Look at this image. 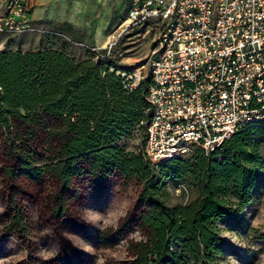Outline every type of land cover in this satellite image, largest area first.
Listing matches in <instances>:
<instances>
[{"label": "trees", "instance_id": "1", "mask_svg": "<svg viewBox=\"0 0 264 264\" xmlns=\"http://www.w3.org/2000/svg\"><path fill=\"white\" fill-rule=\"evenodd\" d=\"M119 69L98 53L76 61L50 48L0 51L3 231L26 234L24 205L38 200L64 224L78 225L71 209L122 169L141 186L120 225L99 244L109 247L123 238L126 264H216L223 251L216 223L251 200L255 170L263 162L252 137L264 138V122L244 126L208 156L196 147L188 158L155 163V172L149 156L117 144L136 125L144 131L149 118L147 79L129 87L131 80ZM218 154L221 161L214 159ZM159 178H190L197 195L168 206ZM231 198L232 207H226ZM130 228L140 239L127 237Z\"/></svg>", "mask_w": 264, "mask_h": 264}, {"label": "built area", "instance_id": "2", "mask_svg": "<svg viewBox=\"0 0 264 264\" xmlns=\"http://www.w3.org/2000/svg\"><path fill=\"white\" fill-rule=\"evenodd\" d=\"M125 1L109 46L121 28L157 31L142 123L156 164L191 146L208 156L244 126L264 122V0ZM33 7L34 0H0V33L55 34L31 19ZM130 80L134 87L141 77Z\"/></svg>", "mask_w": 264, "mask_h": 264}, {"label": "rangeland", "instance_id": "3", "mask_svg": "<svg viewBox=\"0 0 264 264\" xmlns=\"http://www.w3.org/2000/svg\"><path fill=\"white\" fill-rule=\"evenodd\" d=\"M118 1L70 0L55 19L37 21L56 31L55 34L0 33V51L50 48L66 53L76 61L98 53L117 65L128 79H147L157 31L143 25L121 28L111 40L116 42L109 46L106 40L114 28L113 25L102 26L101 20L107 18L103 7L108 5L110 17H120L126 12V1ZM252 141L263 162L255 170L250 202L240 211L233 206L230 216L216 223L223 241V251L216 264H264V138L253 135ZM117 144L125 151L145 155L148 160L144 131L138 125ZM191 149L188 154L178 157H190L195 146ZM214 159L221 161L223 155L218 154ZM152 161L151 168L157 172V165ZM159 179L165 185L168 206L185 204L197 195L190 178L179 183L173 179ZM140 186L137 177L127 176L122 169L115 170L106 185L90 189L85 199L71 209L72 219H77L78 225L64 224L62 217L42 200L29 202L24 205L26 234L16 235L3 231L6 185L0 176V264H126L127 244L123 238H118L109 247L100 245L98 240L113 233L120 225L135 202ZM233 201L231 198L226 207H232ZM127 230V237L140 239L138 231Z\"/></svg>", "mask_w": 264, "mask_h": 264}, {"label": "crops", "instance_id": "4", "mask_svg": "<svg viewBox=\"0 0 264 264\" xmlns=\"http://www.w3.org/2000/svg\"><path fill=\"white\" fill-rule=\"evenodd\" d=\"M100 1L102 0H99V2ZM69 2L70 0H34V7L32 9L31 19L34 21H39L42 20L43 18L49 20L55 19L61 12L64 11L66 5ZM117 2L119 1L117 0ZM103 10L107 14V18L105 19L103 18V20H101L102 26L113 25L112 27L115 28L125 16V12H123L122 15H120V17H118V15L115 17H113L112 15V17H110L109 14L110 12L108 11L110 9L108 5H105L103 7Z\"/></svg>", "mask_w": 264, "mask_h": 264}, {"label": "bare ground", "instance_id": "5", "mask_svg": "<svg viewBox=\"0 0 264 264\" xmlns=\"http://www.w3.org/2000/svg\"><path fill=\"white\" fill-rule=\"evenodd\" d=\"M109 40V37H107V40L106 41H108Z\"/></svg>", "mask_w": 264, "mask_h": 264}]
</instances>
